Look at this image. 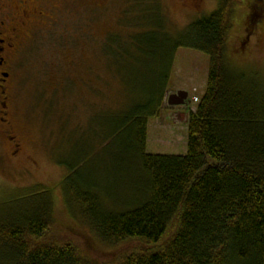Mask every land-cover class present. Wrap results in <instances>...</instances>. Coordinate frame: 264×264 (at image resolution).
<instances>
[{
  "label": "trees",
  "instance_id": "obj_1",
  "mask_svg": "<svg viewBox=\"0 0 264 264\" xmlns=\"http://www.w3.org/2000/svg\"><path fill=\"white\" fill-rule=\"evenodd\" d=\"M236 4L218 0L212 14L175 37L159 28L161 35L131 36L129 51L107 48L109 41L102 47L105 61L119 65L121 96L102 112L96 136L111 140L104 150L122 152L107 159H125L140 191L119 210L99 198L102 185L84 181L72 183L66 201L69 214L115 252L108 263L46 239L55 201L35 187L22 192L34 205L0 216L3 264H264V82L257 80L264 75L244 72L229 57ZM179 49L207 56L206 87L188 115L186 152L151 155L148 122L160 116Z\"/></svg>",
  "mask_w": 264,
  "mask_h": 264
},
{
  "label": "rangeland",
  "instance_id": "obj_2",
  "mask_svg": "<svg viewBox=\"0 0 264 264\" xmlns=\"http://www.w3.org/2000/svg\"><path fill=\"white\" fill-rule=\"evenodd\" d=\"M252 1L237 0L227 51L244 72L264 75V16L253 29L246 26L252 20ZM217 7L218 0H54L53 9L48 8L52 18L29 29L7 83L12 130L7 134L0 121V216L34 205L23 196L25 190H48L55 209L46 239L74 246L91 262L108 263L115 252L82 219L69 214L66 201L72 183L84 181L102 185L99 198L119 210L124 199L140 191L125 159H107L122 152L114 146L104 150L111 140L96 136L101 115L115 109L121 96L115 76L119 65L113 58L105 61L102 47L109 41L107 48L115 50L118 44L129 51L131 36L144 31L161 35L159 28L175 37ZM207 72V56L185 49L175 53L160 116L148 122L146 153L186 152L188 115L196 105L189 101L202 97ZM179 92L188 93L187 101L169 106L168 97ZM71 167L73 177L64 182L71 178Z\"/></svg>",
  "mask_w": 264,
  "mask_h": 264
},
{
  "label": "flooded vegetation",
  "instance_id": "obj_3",
  "mask_svg": "<svg viewBox=\"0 0 264 264\" xmlns=\"http://www.w3.org/2000/svg\"><path fill=\"white\" fill-rule=\"evenodd\" d=\"M53 4L54 0H0V121L7 134L12 130L7 110L10 84L7 83L15 56L21 52L23 40L30 30L52 18L48 8L53 9ZM250 8L255 11L250 10L249 14L253 29L264 16V0H253ZM15 147L19 149L18 145Z\"/></svg>",
  "mask_w": 264,
  "mask_h": 264
},
{
  "label": "water",
  "instance_id": "obj_4",
  "mask_svg": "<svg viewBox=\"0 0 264 264\" xmlns=\"http://www.w3.org/2000/svg\"><path fill=\"white\" fill-rule=\"evenodd\" d=\"M188 99V93L179 92L175 95H171L168 97V105L169 106H182Z\"/></svg>",
  "mask_w": 264,
  "mask_h": 264
},
{
  "label": "built area",
  "instance_id": "obj_5",
  "mask_svg": "<svg viewBox=\"0 0 264 264\" xmlns=\"http://www.w3.org/2000/svg\"><path fill=\"white\" fill-rule=\"evenodd\" d=\"M193 102H194V103H197V102H198V99H197V98H195V97H194V98H192V103H193Z\"/></svg>",
  "mask_w": 264,
  "mask_h": 264
}]
</instances>
